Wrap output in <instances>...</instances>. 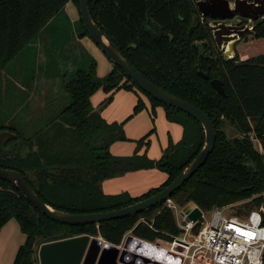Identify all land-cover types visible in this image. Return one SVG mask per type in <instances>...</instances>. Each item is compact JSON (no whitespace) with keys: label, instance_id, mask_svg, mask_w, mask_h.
Returning <instances> with one entry per match:
<instances>
[{"label":"trees","instance_id":"trees-1","mask_svg":"<svg viewBox=\"0 0 264 264\" xmlns=\"http://www.w3.org/2000/svg\"><path fill=\"white\" fill-rule=\"evenodd\" d=\"M69 2L80 11L79 0H0V76L61 14L74 27L67 44L82 49L77 38L90 35L81 13L79 20L71 21L65 11ZM196 2L91 0L90 11L138 71L204 111L215 126L214 151L172 199L181 206L194 202L206 211L249 201L245 206L251 211L264 205V53L245 60L238 54L226 58L215 41L211 19H202ZM252 34L253 38H264V17L256 21ZM194 44L200 48L197 50ZM85 54L88 57L81 63L73 54L71 67L77 62L79 68L72 69L68 75L73 76L64 80L70 102L57 116L30 119L35 124L30 135L9 124L0 125V131L17 134L14 140L0 142V168L17 170L46 203L78 214L120 209L161 192L205 144L203 125L195 117L147 94L116 64L106 77H98L96 59L86 51ZM200 70L208 73L209 79L200 75ZM214 78L224 82V95L211 85ZM99 89L111 95L96 110L91 96ZM121 89L144 93L154 107L166 109L168 119L184 127L180 143L172 144L160 159L111 153V145L127 137L123 124L108 123L101 110ZM144 107L139 98L135 113ZM227 123L237 129V136H229ZM256 141L262 151L255 146ZM147 168L166 172L167 180L139 197L127 193L106 195L101 189V183L108 178ZM247 187L252 189L243 190ZM11 219L17 220L26 234L13 264H40L38 250L43 243L84 234L101 236L119 245L129 231L149 241L168 240L180 232L175 214L166 203L102 223H59L33 206L12 183L0 179V230ZM199 228L198 225L195 230Z\"/></svg>","mask_w":264,"mask_h":264},{"label":"water","instance_id":"water-1","mask_svg":"<svg viewBox=\"0 0 264 264\" xmlns=\"http://www.w3.org/2000/svg\"><path fill=\"white\" fill-rule=\"evenodd\" d=\"M79 2L81 17L89 35L107 57L114 64L120 66L147 94L195 117L203 125L205 144L199 155L161 192L126 207L105 212L78 214L59 210L46 203L30 186L22 173L13 169L0 168V179L9 181L22 191L27 200L44 215L51 220L71 226L123 219L165 203L205 165L214 151L217 141L216 129L210 117L188 101L157 86L138 71L122 54L111 37L93 19L90 11L91 0H79ZM196 6L203 20L209 18L213 21V25L210 26L213 30L215 41L226 58H232L235 44L240 38L254 30V27L245 24L234 25L228 21L236 17H242L249 21H258L264 17V0H197ZM194 47L197 50L200 48L199 44H194ZM199 74L205 79H209L208 73L200 70ZM211 85L219 93L223 95L226 93L224 82L220 78L212 79ZM15 138H17V134L12 131H0V142L2 143H7ZM250 189L252 187H247L243 190ZM186 212L189 214V220L194 222L202 217V211L199 208L194 210L188 208ZM130 240L131 237L126 239L125 247H127ZM38 256L40 264H136L132 259L134 256L127 249H120V247L107 242L105 239L88 234L43 243L39 247Z\"/></svg>","mask_w":264,"mask_h":264},{"label":"crops","instance_id":"crops-1","mask_svg":"<svg viewBox=\"0 0 264 264\" xmlns=\"http://www.w3.org/2000/svg\"><path fill=\"white\" fill-rule=\"evenodd\" d=\"M66 9L72 22L80 19V11L73 2H69ZM210 22L213 24L212 20ZM45 39L51 40V37L45 36ZM76 43L84 49L83 51L96 59V72L99 77L107 75L113 69L114 63L90 36L79 37ZM44 51L42 46L38 56L39 66L45 54ZM32 82L34 84L30 87L31 81H29L27 87L32 93L37 92V78H34ZM21 88L24 87L21 86ZM51 88L52 86L49 89ZM44 91L49 92L47 88ZM110 95L111 92L107 93L103 89L96 91L91 96L93 107L99 110L103 101ZM139 98L143 100L145 107L135 113ZM45 104L43 109L47 106ZM101 116L108 123L123 124L127 140L116 141L110 147L111 153L119 157L138 154L158 160L172 144L180 143L184 135V127L180 123L168 119L166 109L163 106L154 107L149 98L140 91L125 89L115 91L112 101L101 110ZM37 118L40 119V116ZM227 130L233 131L235 136L238 135L237 129L230 123H227ZM167 178V173L158 168L139 169L104 180L101 183V189L106 195L127 193L132 197H139L149 190L161 186ZM25 241L26 234L22 232L18 221L11 219L7 222L0 230V264H13L18 249Z\"/></svg>","mask_w":264,"mask_h":264},{"label":"rangeland","instance_id":"rangeland-1","mask_svg":"<svg viewBox=\"0 0 264 264\" xmlns=\"http://www.w3.org/2000/svg\"><path fill=\"white\" fill-rule=\"evenodd\" d=\"M65 11L67 13L66 8ZM228 22L234 25L245 24L250 27H255L256 23V21L248 22L242 17H236ZM209 25L213 24L209 23ZM73 28L64 14L57 16L52 21L51 26L47 27L9 65L8 70L2 72L0 76V125L9 124L18 129L20 133L30 135L31 126L35 125L30 122V119L36 118L35 120H39L37 117H42L43 115H46L47 118H54L70 102L65 90L64 80L65 78L69 79L68 76H73L68 75V73H72L73 70L79 68L77 67L79 66L77 62L73 63L71 67V63L75 59L73 54L77 55L79 63L85 62L88 57V55L86 57L85 51H82L78 46L71 45V43L67 44V40L73 37ZM77 28L79 30L78 26ZM45 36L51 37L52 43L51 40L45 39ZM42 46L45 49V54L39 66L38 56ZM261 53H264V38H253V34L249 33L240 38L235 44L232 57L238 54L241 59L245 60ZM69 61L70 63H68ZM107 75L100 78H104ZM34 78H37L38 90L32 93L27 86L29 81H31L30 87L34 84L32 82ZM21 86L24 88H21ZM50 86H52L51 89H49ZM45 88L49 92H45ZM45 103L47 106L43 109L42 107ZM227 132L229 136H235L233 131L227 130ZM255 146L262 151V146L259 142L256 141ZM248 202H240L233 208H227L224 214L228 217L235 214L236 211L243 214L248 211L245 206ZM175 213L178 221H181L177 211ZM206 216L209 218L210 214L208 213ZM98 238L102 237L98 236Z\"/></svg>","mask_w":264,"mask_h":264},{"label":"built area","instance_id":"built-area-1","mask_svg":"<svg viewBox=\"0 0 264 264\" xmlns=\"http://www.w3.org/2000/svg\"><path fill=\"white\" fill-rule=\"evenodd\" d=\"M251 139L254 141V135ZM165 203L179 214L181 221L175 217L180 232L168 240L149 241L129 231L117 246L127 249L136 264H264V206L243 214L236 211L228 217L225 210L238 203L208 211L194 202L181 206L170 198ZM188 208H199L200 220H189ZM154 248V253H150Z\"/></svg>","mask_w":264,"mask_h":264},{"label":"bare ground","instance_id":"bare-ground-1","mask_svg":"<svg viewBox=\"0 0 264 264\" xmlns=\"http://www.w3.org/2000/svg\"><path fill=\"white\" fill-rule=\"evenodd\" d=\"M135 243H134V245H133V247L135 248ZM143 249H144V247H143ZM155 250V248L154 249H151V252L150 253H154L153 251Z\"/></svg>","mask_w":264,"mask_h":264},{"label":"flooded vegetation","instance_id":"flooded-vegetation-1","mask_svg":"<svg viewBox=\"0 0 264 264\" xmlns=\"http://www.w3.org/2000/svg\"><path fill=\"white\" fill-rule=\"evenodd\" d=\"M244 20H246V19H244ZM248 21V20H247Z\"/></svg>","mask_w":264,"mask_h":264}]
</instances>
